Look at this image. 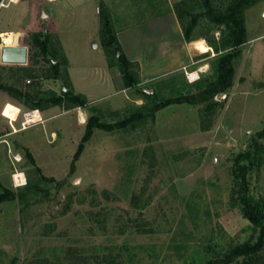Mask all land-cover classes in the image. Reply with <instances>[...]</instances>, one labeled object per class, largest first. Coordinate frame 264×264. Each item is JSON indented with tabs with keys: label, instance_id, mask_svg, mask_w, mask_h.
I'll use <instances>...</instances> for the list:
<instances>
[{
	"label": "rangeland",
	"instance_id": "rangeland-1",
	"mask_svg": "<svg viewBox=\"0 0 264 264\" xmlns=\"http://www.w3.org/2000/svg\"><path fill=\"white\" fill-rule=\"evenodd\" d=\"M2 1L0 41L12 34V45L27 46L28 60L0 61V82L41 98L70 91L87 104L66 98L32 109L0 89V264H205L252 238L232 171L264 123V0L246 10L247 41L233 85L193 103L184 97L211 75L215 59L205 38L186 41L194 60L188 67L140 78L138 88L96 87L97 67L117 62L100 35L99 3L117 32L159 12L177 19L176 5L187 1L201 18L194 35L218 39L220 31H205L202 0ZM44 7L50 19L42 17ZM38 31L49 32L47 54ZM54 60L61 78L50 77ZM68 64L83 77L75 81ZM186 72L199 78L190 81ZM3 93L9 101L1 107ZM20 107L26 123L40 112L44 121L22 128ZM17 171L26 176L23 185L13 180ZM252 190L264 198V166ZM260 257L254 264H264V248Z\"/></svg>",
	"mask_w": 264,
	"mask_h": 264
},
{
	"label": "trees",
	"instance_id": "trees-1",
	"mask_svg": "<svg viewBox=\"0 0 264 264\" xmlns=\"http://www.w3.org/2000/svg\"><path fill=\"white\" fill-rule=\"evenodd\" d=\"M261 0H202L200 3L206 20V30L209 33L220 31V37L215 38L207 33L195 36V30L201 18L194 10L196 5L187 1H182L176 5L175 13L180 25L182 36L185 41L190 42L200 38H205L209 45L214 49L215 59L211 64L212 73L206 79H201L195 84L196 92L186 95L184 100L188 102L206 101L222 91L228 90L233 85L235 74V61L240 57L242 46L247 41L246 10L257 4ZM99 15L103 20L104 30L100 32L106 46L113 47L116 54L117 62L111 65H117L122 74V79L126 87H137L140 83L138 61H133L125 54L121 43L114 30L107 8L102 7L99 3ZM162 15V12L156 13L152 17ZM147 20V19H146ZM146 20H142L144 22ZM140 23V22H139ZM137 24V23H134ZM133 24V25H134ZM112 31V32H111ZM107 32L112 36L107 38ZM35 40L44 53H48V36L47 31H38L34 34ZM1 42V41H0ZM52 72L50 77L61 78L63 74L60 70L59 61L51 65ZM0 89L8 92L13 91V95L24 98V105L32 109L42 110L45 102L50 105L63 103L66 98L74 103L81 105L87 104L86 96L74 94L70 91H63L56 95L54 91L48 93L44 98L39 94H32L29 91H22L12 85H5L0 82ZM145 96L156 97L157 92L150 94L141 89ZM177 100H175L176 102ZM180 101V100H179ZM91 110L94 107H89ZM155 112L158 107H153ZM138 114V113H137ZM138 115H141L138 114ZM264 166V123L260 131L248 146L239 151L234 159L233 175L237 187L235 200L245 218L253 225V236L248 240L237 242L230 246L222 255L216 257L213 261L209 260L205 264H254L260 260V252L264 248V198L255 195L252 190L253 178L261 172ZM27 185V183L25 184ZM242 257V261L239 258ZM185 264H201L189 262Z\"/></svg>",
	"mask_w": 264,
	"mask_h": 264
},
{
	"label": "crops",
	"instance_id": "crops-1",
	"mask_svg": "<svg viewBox=\"0 0 264 264\" xmlns=\"http://www.w3.org/2000/svg\"><path fill=\"white\" fill-rule=\"evenodd\" d=\"M57 1L48 0V2ZM18 2H13V4H17ZM42 13V17L51 18V14L46 13L45 7ZM31 18L35 19L34 17ZM165 20L164 16H159L117 31V37L127 57L133 61H138L140 64L142 83L169 72L183 69L186 66H190L192 62L194 63L193 55L187 47L188 43L184 41L175 15L169 18V20ZM51 32L58 34L54 29ZM68 66L69 74L75 81L76 78L83 77V73L80 76L74 75L72 72L74 66L71 64H68ZM97 68L98 70L100 68L95 75L98 78L96 85L98 89L107 88L112 85V82L117 83L118 86L121 84L124 86L122 74L117 65L107 63ZM80 92L90 96L93 91L81 90ZM3 96L4 99L1 107L9 101L4 93Z\"/></svg>",
	"mask_w": 264,
	"mask_h": 264
},
{
	"label": "water",
	"instance_id": "water-1",
	"mask_svg": "<svg viewBox=\"0 0 264 264\" xmlns=\"http://www.w3.org/2000/svg\"><path fill=\"white\" fill-rule=\"evenodd\" d=\"M27 60H28L27 46L4 45L0 47V61L2 63L25 64L27 63ZM146 90L150 93L153 92V89H146Z\"/></svg>",
	"mask_w": 264,
	"mask_h": 264
},
{
	"label": "built area",
	"instance_id": "built-area-1",
	"mask_svg": "<svg viewBox=\"0 0 264 264\" xmlns=\"http://www.w3.org/2000/svg\"><path fill=\"white\" fill-rule=\"evenodd\" d=\"M49 1H57V0H49ZM1 6H5V2L4 1H2L1 2V4H0V7ZM1 38H2V42H0V45L1 46H4V39H3V37L1 36ZM194 72V71H193ZM193 72H186V74H187V78L190 80V81H194V80H196V79H198L199 78V74L197 75V76H193L192 74H193ZM20 110H21V112L19 113V115H18V118H19V116L22 114V113H24L23 115H24V120L22 121V128H26L27 126H29L30 124H35V123H38V122H43L44 121V119H43V115H42V113L40 112V118L39 119H37L35 122H32V123H26V112H23L22 111V108L20 107ZM31 111H33V110H31ZM7 118V117H6ZM9 119V123L11 124V126L13 127V129H14V131H17V129L15 128V126H14V124H13V120L12 119H10V118H8ZM19 173H21V172H15V173H13V180H14V182H15V175L16 174H19ZM24 177L26 178V176L24 175Z\"/></svg>",
	"mask_w": 264,
	"mask_h": 264
},
{
	"label": "bare ground",
	"instance_id": "bare-ground-1",
	"mask_svg": "<svg viewBox=\"0 0 264 264\" xmlns=\"http://www.w3.org/2000/svg\"><path fill=\"white\" fill-rule=\"evenodd\" d=\"M12 2H17V0H11ZM2 36H4V41H5V45H12L13 43V36L12 34H4L2 33L1 34ZM81 117H84V114L81 113ZM15 182H16V185H23L25 183V177H24V174L23 173H19V174H16L15 176Z\"/></svg>",
	"mask_w": 264,
	"mask_h": 264
}]
</instances>
